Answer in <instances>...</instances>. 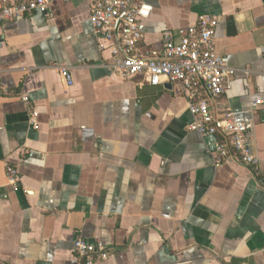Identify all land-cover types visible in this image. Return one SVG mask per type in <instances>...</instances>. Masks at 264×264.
<instances>
[{"label":"crops","instance_id":"crops-1","mask_svg":"<svg viewBox=\"0 0 264 264\" xmlns=\"http://www.w3.org/2000/svg\"><path fill=\"white\" fill-rule=\"evenodd\" d=\"M147 5L143 52L216 18V52L236 70L221 101L248 126L259 172L216 163L219 138L188 130L179 84L112 74L86 0L56 2L0 26V264H75L77 238L104 246L94 264H264V0Z\"/></svg>","mask_w":264,"mask_h":264},{"label":"built area","instance_id":"built-area-1","mask_svg":"<svg viewBox=\"0 0 264 264\" xmlns=\"http://www.w3.org/2000/svg\"><path fill=\"white\" fill-rule=\"evenodd\" d=\"M67 1L0 0V26L31 18L35 13L49 17L54 3ZM86 2L94 35L101 42L99 50L110 51L108 67L112 74L151 87L179 84L193 118L188 130L201 137L219 138L211 151L216 163L237 162L256 174L259 172L261 162L250 149L248 126L235 119L226 102L221 101L232 88L236 70L229 68L216 52V18L198 16L179 39H175L170 30H165L161 46L143 52L140 47L143 40L141 22L152 11L147 0ZM59 74L67 86L73 84L69 68L60 67ZM23 102L27 99L23 98ZM260 103H251L252 114ZM35 117L34 113L30 116L34 127ZM5 174L9 185L15 187L18 175L14 168L6 165ZM72 253L75 264H94L108 259L100 242L88 244L81 238L74 241Z\"/></svg>","mask_w":264,"mask_h":264}]
</instances>
